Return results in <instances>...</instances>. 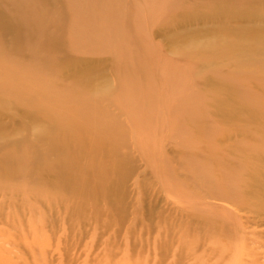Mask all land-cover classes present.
I'll return each mask as SVG.
<instances>
[{"label": "rangeland", "instance_id": "rangeland-1", "mask_svg": "<svg viewBox=\"0 0 264 264\" xmlns=\"http://www.w3.org/2000/svg\"><path fill=\"white\" fill-rule=\"evenodd\" d=\"M0 264H264V0H0Z\"/></svg>", "mask_w": 264, "mask_h": 264}]
</instances>
